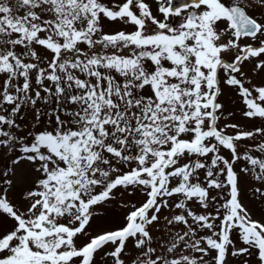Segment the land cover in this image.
<instances>
[{"label":"snow or ice","instance_id":"snow-or-ice-1","mask_svg":"<svg viewBox=\"0 0 264 264\" xmlns=\"http://www.w3.org/2000/svg\"><path fill=\"white\" fill-rule=\"evenodd\" d=\"M154 2L0 0V264H264V0Z\"/></svg>","mask_w":264,"mask_h":264},{"label":"rangeland","instance_id":"rangeland-1","mask_svg":"<svg viewBox=\"0 0 264 264\" xmlns=\"http://www.w3.org/2000/svg\"><path fill=\"white\" fill-rule=\"evenodd\" d=\"M107 2V0H105ZM115 2V0H113ZM153 3V9L155 11V2L152 0ZM158 18H160L158 16ZM110 23V26L112 30H130L127 26L120 24L119 22ZM235 55L234 52L229 53V58H233ZM249 68H251V65H249ZM252 76H255L256 73H251ZM221 102L226 105L228 110L232 111L235 114H239L240 111V101L236 94L231 90L228 89L224 92L221 98ZM26 118V127H29L33 123V116L31 113L26 112L25 113ZM251 123V122H249ZM246 194V190H242ZM138 199H142V197L137 196L136 200H133L132 202H137ZM249 207L253 209V215L255 217H264V205L258 204V203H250ZM125 213V209L120 206L119 203H109L106 205L103 209L99 210L96 217L94 218V222L92 223V226L89 228L90 233H95L98 231H101L105 228H111L118 223L123 221V216ZM167 214V212H165Z\"/></svg>","mask_w":264,"mask_h":264}]
</instances>
